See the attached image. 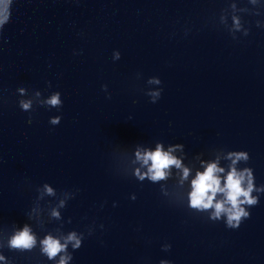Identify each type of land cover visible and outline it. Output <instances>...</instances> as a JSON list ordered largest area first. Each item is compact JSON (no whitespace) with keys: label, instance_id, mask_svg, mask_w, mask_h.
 <instances>
[{"label":"water","instance_id":"95a60500","mask_svg":"<svg viewBox=\"0 0 264 264\" xmlns=\"http://www.w3.org/2000/svg\"><path fill=\"white\" fill-rule=\"evenodd\" d=\"M5 15V260L53 264L39 246L9 251L8 239L27 224L38 240L48 233H83L79 250L68 247L69 264H264V195L238 230L226 227V217L213 222L207 211L187 207L190 181L203 171L195 159L200 153L205 162L219 157L227 171L228 152L247 151L251 161L238 169L253 168L257 187L264 184V0H0V20ZM152 77L162 81L157 103L146 95L160 87L147 84ZM21 87L28 89L24 97L17 92ZM35 91L44 99L61 92L63 108L34 104L33 112L22 111L18 100L35 101ZM56 116L62 117L59 126L49 122ZM157 143L165 151L185 146L173 152L191 169L183 186L174 168L173 179L159 182L163 191L136 178L137 169H147L135 152L154 151ZM53 208L59 219L51 215ZM165 244L170 251L162 250Z\"/></svg>","mask_w":264,"mask_h":264},{"label":"clouds","instance_id":"9594fccd","mask_svg":"<svg viewBox=\"0 0 264 264\" xmlns=\"http://www.w3.org/2000/svg\"><path fill=\"white\" fill-rule=\"evenodd\" d=\"M4 10L7 13V4H5ZM7 20L8 16L5 15L3 20H0V25L6 23ZM234 22L235 30L239 31L240 21L234 17ZM257 26L260 27V24L257 23ZM244 34L247 36L248 32L246 31ZM113 59L116 61L120 60V52H114ZM138 78H140L139 74ZM147 84L160 86L156 91L148 90L146 92V95L150 97V102L157 103L163 93L162 81L158 77H152L148 79ZM49 87H51L50 84ZM103 90L107 92V85L103 86ZM17 92L19 97H24L28 89L21 87L17 89ZM33 94L36 97L35 101L22 98L18 100V105L22 111L33 112L34 104L49 110L56 109L59 111L63 108L62 93L59 91L52 92L47 99L42 98L40 91H35ZM61 121L62 117L56 116L51 118L49 122L53 126H59ZM32 123L33 120L30 117L28 124L31 125ZM178 149L184 152L185 146L177 144L176 147H169L167 151L164 150L163 143H157L154 151L138 148L135 152L136 160L141 163L142 168L147 169L143 174L141 169L136 170L135 176L138 181L143 183L147 180L153 184H160L161 191H163L165 185L159 182H167L173 179L172 169L174 168L177 170L179 183L183 186L189 180L191 169L184 165L181 158L173 155V152ZM203 155L204 153H200L195 157V159L200 161V167L203 168V171H196L194 178L190 181V191L187 193V207L201 214L207 211L208 219L213 222L220 221L226 217L224 221L226 227L231 230H238L245 220L251 218L249 209L257 206L260 202V196L264 195V184L257 187L254 169L251 167L238 169L237 167L241 163L244 165L249 164L251 155L247 151H229L225 157L231 161L227 171L224 167L219 166V157H217L215 162H205L200 159ZM44 188L47 194L54 195L53 189L48 187L47 184L44 185ZM254 192L255 195H253ZM132 199L135 200L136 196L133 195ZM60 207H64L63 200L60 201ZM51 215L59 219L60 213L53 208ZM68 222L71 223V220ZM89 235H92V233L89 232ZM84 239L83 233L72 231L66 236L59 238L48 233L38 240L33 229L24 224L22 228H19L11 235L7 246L9 251H18L19 253L32 252L39 246L40 254L46 257L47 260L52 261L53 264H69V261L73 260L72 253L68 252L69 245L72 247V252L77 251L82 247ZM162 250L165 252L170 251L171 245L165 244ZM0 260H5V257L0 255ZM5 264H11V261L9 259L5 260ZM160 264H169V261L162 260Z\"/></svg>","mask_w":264,"mask_h":264}]
</instances>
